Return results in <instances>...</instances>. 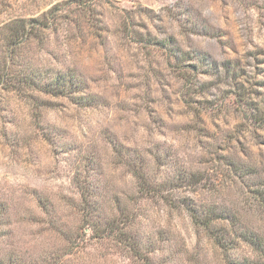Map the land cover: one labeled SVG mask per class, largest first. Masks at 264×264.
I'll return each instance as SVG.
<instances>
[{"label":"rangeland","instance_id":"rangeland-1","mask_svg":"<svg viewBox=\"0 0 264 264\" xmlns=\"http://www.w3.org/2000/svg\"><path fill=\"white\" fill-rule=\"evenodd\" d=\"M45 17L50 27L8 48L13 23ZM0 72L1 250L54 260L65 243L47 231L37 196L74 230L90 180L108 216L118 197L137 214L133 231L155 264H226L178 208L186 198L234 211L262 246L238 241L231 259L264 264V203L251 200L264 190V0H0ZM65 72L91 103L39 91ZM110 139L140 157L160 196L128 200L136 180ZM91 235L64 264H141Z\"/></svg>","mask_w":264,"mask_h":264},{"label":"trees","instance_id":"trees-1","mask_svg":"<svg viewBox=\"0 0 264 264\" xmlns=\"http://www.w3.org/2000/svg\"><path fill=\"white\" fill-rule=\"evenodd\" d=\"M36 22V21H35ZM51 22L45 17V20H37L36 24L32 21H16L14 24V32L10 36V45L8 48L14 46H20L24 36L37 35V29L50 27ZM13 30V29H11ZM33 31V32H32ZM16 39V41H14ZM165 45L163 43H159ZM175 58L183 59V57L174 54ZM3 73V72H2ZM2 73L0 72V80L2 79ZM40 83V82H38ZM36 86L37 81L35 79H29L24 81L26 85ZM39 91L44 94L54 97H65L76 101L75 103H91L88 99L82 98V93L85 92V83L81 80L76 73L65 72V73H54L44 85L40 86ZM81 101V102H80ZM253 117V116H252ZM262 115V119H263ZM113 146V152L122 160H125V164L130 171L131 178L136 180V189L132 194H127V198L130 202L140 203L142 199L149 196H160L162 191L161 185L157 178L153 175L149 176L144 162L141 161L140 157L134 153H130L125 150L116 140L110 139ZM228 167H232V172L235 181L244 180L243 175L245 173L235 163L227 164ZM246 175V173H245ZM186 176H180L179 181H182ZM197 175L192 173L190 176L191 184L198 185L200 182L196 179ZM90 180L82 183L83 189L80 195V203L82 204V219L85 223L82 226H77L76 229L70 230L65 229L63 226L54 221L57 215L56 203L49 198L43 196H37L39 201V207L41 208L44 216L47 217V221L43 222L47 225V231L56 238L64 240L65 249H58L53 259L48 260L44 258L42 254L39 256V264H64V255H72L73 251H77L81 244L85 241L81 235L87 230H90L91 237L95 242H101L105 240H112L114 246L119 248L122 253H125L129 258L135 259V261L141 262V264H155L151 251L148 250L149 246H145L144 241L140 240L137 232L133 231L134 223L136 221L137 214H133V210L129 206L123 205L121 199H114V210L112 216H108L105 210L99 203V195L95 191L96 185L92 184ZM134 183V184H135ZM250 187V186H248ZM263 185H258L257 190H252L253 196L252 202L257 205L264 203V190H260ZM171 201L170 199H168ZM166 200V202L168 201ZM178 208L183 209L187 212L190 222L193 228L198 233L205 234L214 245L222 251L224 255V261L226 264H261L257 261H240L231 259L232 252L236 249V243L238 241H245L251 244L255 250L260 252L262 241L257 235L250 233L249 235L239 230L241 224L238 215L230 210L228 207L220 206H199L193 199L177 200ZM168 203V202H167ZM1 212H0V240L4 239L1 234ZM4 226V225H2ZM66 250V251H65ZM8 250L0 249V264H28L23 261L22 257L14 256ZM14 252V251H13ZM66 252V253H61ZM57 254V255H56ZM47 256V255H46ZM52 257V256H49ZM34 261V258L32 259ZM35 263V262H34ZM36 264V263H35Z\"/></svg>","mask_w":264,"mask_h":264}]
</instances>
